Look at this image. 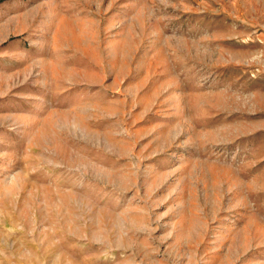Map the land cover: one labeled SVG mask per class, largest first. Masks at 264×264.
<instances>
[{"label": "rangeland", "instance_id": "rangeland-1", "mask_svg": "<svg viewBox=\"0 0 264 264\" xmlns=\"http://www.w3.org/2000/svg\"><path fill=\"white\" fill-rule=\"evenodd\" d=\"M0 264H264V0H0Z\"/></svg>", "mask_w": 264, "mask_h": 264}]
</instances>
